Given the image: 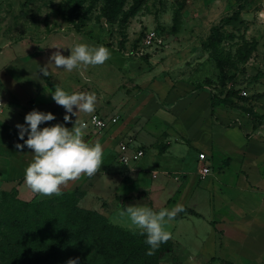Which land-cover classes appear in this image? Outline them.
Masks as SVG:
<instances>
[{
    "label": "rangeland",
    "instance_id": "374dc122",
    "mask_svg": "<svg viewBox=\"0 0 264 264\" xmlns=\"http://www.w3.org/2000/svg\"><path fill=\"white\" fill-rule=\"evenodd\" d=\"M62 1L0 0V83L6 90L0 93V199L8 195L23 201L50 197L32 192L24 182V173L7 172L11 154L25 162L34 157L27 146L16 147L23 141L12 118L18 116L19 123H24L25 114L36 108V103L42 104L39 110L56 116L41 127L65 123L71 128L95 114L104 126L96 131L89 124L84 138L102 144L103 164L93 176L69 181L61 192L76 190L80 207L138 234L120 215L121 210L132 204L161 208L158 204L166 195L170 197L169 191L162 192L159 180L166 178L161 171L167 167L175 177L181 165L175 154L178 147L187 156L184 167H193L197 153L187 150L185 143L176 145L183 143L178 120L184 108L187 110L188 95L196 92V101L207 95L211 105L207 113L212 117L217 106L254 124H264V21L258 16L264 0H144L125 22L122 13L115 21L104 18L100 0H86L79 12L64 17L57 11ZM132 4L133 0H126L123 10ZM238 9L236 20L217 34L212 30ZM149 31L157 36L151 44L146 42ZM210 35L215 39L208 42ZM77 42L105 45L112 55L101 65H81L70 72L49 64L52 53L60 51L67 56L68 48ZM46 66L49 71L44 76L39 68ZM55 87L70 93H95V112L77 111L65 122V109L52 99ZM229 91L237 93L227 96ZM258 99L260 110L255 107ZM176 102L184 107H173ZM110 117L117 118L114 124ZM125 140L129 151L144 149L145 155L133 165H124L116 157L118 143ZM170 143L174 156H164ZM13 147L17 151H11ZM139 166L150 171L135 168ZM194 221L168 222L166 228L176 248L164 255L163 262L230 264L197 252L200 241L196 236L206 231V224L200 221L197 226Z\"/></svg>",
    "mask_w": 264,
    "mask_h": 264
},
{
    "label": "crops",
    "instance_id": "0c3cea01",
    "mask_svg": "<svg viewBox=\"0 0 264 264\" xmlns=\"http://www.w3.org/2000/svg\"><path fill=\"white\" fill-rule=\"evenodd\" d=\"M0 93H6L1 83ZM188 96L187 110L181 109L182 116L178 120L183 143L176 142V145L185 143L187 150L197 154L193 156V167L186 168L187 156L179 147L175 150L181 165L175 177L167 167L161 171L166 178L159 180L160 186L163 185L162 192L169 191L170 197L166 195V199L157 204L168 209L183 205L184 211L172 222L179 224L186 219L195 220L193 224L197 226L200 221L206 224V231L196 236L200 241L196 244L199 254L220 257L230 264H264V124H254L239 117L235 111L217 106L212 117L207 113L211 112L207 95L202 101H196V92ZM260 100L256 101L257 110L261 108ZM41 105L36 103L34 107L39 109ZM177 105L184 107L180 102L174 103L173 107ZM19 120L18 116L12 118L14 125ZM172 150L170 143L163 155L174 156ZM199 152L206 154L205 163L210 167L205 177L199 173ZM10 159L7 172L11 175L24 173L32 162H25L23 157L15 154H11ZM135 168L150 171L147 166Z\"/></svg>",
    "mask_w": 264,
    "mask_h": 264
},
{
    "label": "trees",
    "instance_id": "16d2710c",
    "mask_svg": "<svg viewBox=\"0 0 264 264\" xmlns=\"http://www.w3.org/2000/svg\"><path fill=\"white\" fill-rule=\"evenodd\" d=\"M86 0H63L58 14L71 18ZM101 15L122 21L134 15L144 0H133L124 11L126 0H100ZM239 10L222 18L214 32L236 20ZM215 34V35H216ZM208 37V42L215 39ZM236 91H229L232 96ZM145 236L131 233L107 222L103 215L78 205L76 190L61 192L36 201H23L13 195L0 199V264H166L163 257L175 252L169 239L148 254ZM174 257V256H173ZM172 264H179L174 262Z\"/></svg>",
    "mask_w": 264,
    "mask_h": 264
},
{
    "label": "clouds",
    "instance_id": "9594fccd",
    "mask_svg": "<svg viewBox=\"0 0 264 264\" xmlns=\"http://www.w3.org/2000/svg\"><path fill=\"white\" fill-rule=\"evenodd\" d=\"M68 49L70 54L67 56L60 51L52 53V63L49 64L70 72L81 65H101L112 55L107 46H92L86 42H77ZM39 71L47 76L49 70L46 66L39 68ZM51 95L54 102L65 109V122L71 120L69 114L75 115L77 111L93 113L96 110L97 97L93 92L70 93L62 87H55ZM55 119L54 113L34 108L25 114L24 123L16 124L18 138L23 141V144L17 143L16 147L23 149L27 146L34 154L32 162L24 170V182L32 192L45 196L59 195L62 186L69 181L82 175L91 177L103 164L102 144H93L84 138L87 122L81 120L79 123H73L71 128L66 127L65 123L41 127L45 122ZM183 211V205L157 211L148 206L132 204L125 206L120 215L126 217L130 225L139 230L140 235L145 236V243L149 245L148 254H153L171 237L166 228L168 222ZM67 264H78V258L69 259Z\"/></svg>",
    "mask_w": 264,
    "mask_h": 264
},
{
    "label": "built area",
    "instance_id": "2783aa9c",
    "mask_svg": "<svg viewBox=\"0 0 264 264\" xmlns=\"http://www.w3.org/2000/svg\"><path fill=\"white\" fill-rule=\"evenodd\" d=\"M259 20L264 21V6L261 9V11L258 13ZM156 34L154 31H149L147 34V44L154 43V40L156 39ZM117 120L116 117H111L110 121L115 122ZM87 124H92L96 128H100L104 126V121L101 117L98 115H92L88 121ZM144 154L143 149H135L134 151H129L128 145L126 142H121L119 144V153H118V160L124 164H128L131 162H134L137 160L140 156ZM206 154L204 152L198 153V163H199V173L201 177H205L210 172V167L206 165L205 163Z\"/></svg>",
    "mask_w": 264,
    "mask_h": 264
}]
</instances>
